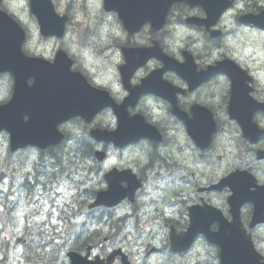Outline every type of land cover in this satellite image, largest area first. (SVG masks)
Masks as SVG:
<instances>
[{"label":"flooded vegetation","instance_id":"flooded-vegetation-1","mask_svg":"<svg viewBox=\"0 0 264 264\" xmlns=\"http://www.w3.org/2000/svg\"><path fill=\"white\" fill-rule=\"evenodd\" d=\"M176 5H173V7L169 10L168 15H167V19H166V24L164 26L167 27L170 23L169 20L171 18L172 15V10L175 8ZM262 9H259L255 6H248L245 7L243 10L241 11H246V13L243 14H247V13H257L258 11H260ZM243 14H239L236 16V18L234 20H229L230 26H233L235 29V32L237 36H239V48L233 47V49L236 52H245L248 55H253L252 57V63L254 65H257V61L258 59H264V48H261L255 41L254 39V35L250 32L253 31L255 32L256 30H254L253 28H255L252 25H244L241 24L238 21V17L240 15ZM253 27V28H252ZM246 31H243V29ZM257 29V28H255ZM249 31V32H247ZM259 31V30H258ZM162 31H158L154 38H151L150 42H145L144 40L140 39V35H126V39L127 41L124 43V46H149L154 40H160V43L165 46L168 44L167 40L170 39L171 37V31H166L164 33V35L161 37ZM140 33V32H139ZM150 33H153L152 31H150ZM257 33V32H256ZM161 37V38H160ZM236 43V41H235ZM205 45L204 41L200 42V45L198 44V47L196 48L195 52H194V59L197 62V66H201V64H204V67L207 68L209 66H213L215 65L217 62L224 60L226 57L224 54L220 55L219 58L217 60H214L213 63H209L210 61L213 60H207L204 57V55H202L200 48H202ZM264 45V43H263ZM65 50L68 51L70 54L73 52V48L70 47L71 44L67 43V46L63 45ZM117 46L111 33H107L105 35V40L104 43L101 46V53H105L109 56V60L112 61L111 64L114 62V58L116 56V50L114 49V47ZM123 45H121L119 47V49L122 47ZM168 47H171V44L167 45ZM225 47V43L224 41H219V42H214L212 43L211 46H207L206 50L209 51L210 53H212L211 48H214V52L213 53H222L223 49L221 47ZM82 49H85L82 47ZM225 52V49H224ZM73 56H75V54H73ZM96 66H100L95 64ZM103 66V65H101ZM118 67V66H117ZM157 67H159V63L152 60L150 61L145 68H143L142 70H144L142 73L138 74L135 77V80L133 81V83H138L139 80L144 77L145 75H147L150 71H152L153 69H157ZM200 68V67H199ZM205 68H200V69H205ZM141 70V71H142ZM140 71V72H141ZM247 73L249 74L248 70L246 69ZM220 75H212L205 83H202L197 89H195L194 91H192L191 93H186L185 96L183 97H179L178 101H179V105L181 106V108L185 109L187 111V113L189 114V109L190 107L194 104V103H201L202 105H205L206 108L209 109V111L213 114L214 119L217 123V129L219 131V135L218 137L221 138V142H222V149L220 152L217 153V159L219 162H221L224 158L226 159H233L234 156H236V158H240V164H246L248 167H252V171L255 174L256 178L261 181L264 182V161H259L256 158L257 153L261 152L264 153V114L259 113V114H253V122L255 123V125L263 130V135L256 140L253 144H249L247 143L248 140L244 139L241 135L240 129L238 127V125L234 122L231 121L227 115V91H229V80ZM111 77H113V74H110ZM164 78L169 80L171 83H175L176 85H182V81L180 79L177 78V76H175L174 74H169L168 72L164 73ZM252 79V75H249ZM109 77H105V79H108ZM254 83V81H253ZM254 86V85H253ZM115 92V90L111 91V95H113ZM221 93L222 97L220 100H216L215 98L217 97V94ZM125 96V94L123 95ZM253 96L257 99V100H262V96L263 94L255 87L254 88V92H253ZM160 100L156 99L152 96H144L142 98H140L137 101V104L135 106V108L132 110L130 109L129 112L130 113H138L140 115H142V117L144 119H146L150 124H152L161 134L163 135H169V134H173L175 132H179L180 130V126L181 124H178L175 122V120L173 119V116L171 114H151L150 110H151V106L159 104ZM100 114H110L109 119H112L113 116L111 115V113L103 111ZM102 116L98 117L97 120L95 121V123L99 126H106L109 127L110 124H105L103 122ZM112 126V125H111ZM171 130V132H170ZM227 135V136H226ZM227 137V139H226ZM227 142V144L225 145V143ZM166 150V149H165ZM184 151V150H182ZM207 152H205L206 154ZM159 156V155H156ZM70 158V157H69ZM193 156L190 157V160H193ZM169 160H166L165 158H162L161 156H159L158 159H156V162L158 163L159 169L164 168L163 164L165 165V167H170L171 169H175L176 171L180 172L181 168L178 166L177 163H169ZM171 161V159H170ZM187 167V165L185 166ZM182 167V168H185ZM170 169V170H171ZM144 170V168H143ZM49 175L50 173L48 171H39L37 173V179H36V186L44 188L46 185H48V180H49ZM186 185V184H185ZM185 198H187L188 201L192 202V197L190 196V194H186ZM172 201H170L168 203V205L170 207H172V209H170V212H172L174 210V208H177V210L174 212V214L179 216V220H177V218L174 221V224L179 228L182 229L184 228V217L182 216L183 214V208L184 206H182L183 204V198H181V200H177V197L174 196L171 198ZM186 200V199H185ZM187 201V202H188ZM36 215V214H33ZM32 215V217H33ZM90 224H92V229L94 227V225H97L98 222L97 221H90ZM96 230V229H93ZM93 234V233H92ZM91 234V236H92ZM79 240V238L76 240V242ZM42 239H36L33 243L36 246V249H40V245L42 244ZM94 241H91V248L93 247V250L98 251L94 245ZM63 245L60 242H57L54 245L47 246L49 248H47L46 250H41L40 251V255L43 258V263L44 264H49V263H57L59 264L61 261L65 263V259L61 258V256L59 255V250ZM80 249V248H79ZM92 256H96L95 254H92ZM30 260V259H29ZM28 258H25L23 256H19L15 261L14 264H28ZM133 264H135L134 262H132ZM115 264H119V259L118 261L115 262Z\"/></svg>","mask_w":264,"mask_h":264},{"label":"water","instance_id":"water-1","mask_svg":"<svg viewBox=\"0 0 264 264\" xmlns=\"http://www.w3.org/2000/svg\"><path fill=\"white\" fill-rule=\"evenodd\" d=\"M124 7L125 17H140L147 19L153 14L157 5H162L164 11L169 5L178 0H146L145 7L138 4V0H121ZM199 1H190L191 4H196ZM207 11L211 7H206L202 2L199 3ZM220 9V8H217ZM56 26V20L52 17H46L41 23V26ZM42 26V27H43ZM16 39L11 32L0 33V71H12L17 78L16 90L14 91L12 101L0 107V130L5 129L11 135V142L15 146H24L26 144L37 145L44 148L50 143H57L62 139V135L56 133L55 129L58 123L73 117L81 116L88 119L91 115V110L96 103L105 104L109 101L93 92L87 91L84 80L76 74H70L67 69L61 64V59L57 58L55 66L42 72L34 82L31 89H26L23 80L25 78L28 62L18 55L15 48ZM45 67H34L33 70L38 71ZM133 69V68H132ZM186 69H181L182 73ZM188 70V69H187ZM127 76L129 71L127 68L123 71ZM125 77V76H124ZM147 80L142 81V85L138 88L139 91L145 89ZM151 85V84H149ZM236 83L233 85L232 102H230V110L232 114H246L245 108L248 106V101L244 96H240ZM124 105L117 107V111H122ZM23 113L19 114L18 111ZM25 115L30 116V121L24 123L22 118ZM100 140L96 135H94ZM103 139L106 140L105 137ZM240 240L245 241L246 246L244 256H249L251 250L248 247V240L241 234H231L228 240L233 248V242ZM243 249L239 251L243 252ZM73 264H85L84 258L76 254L71 255ZM234 264H242L239 260H232ZM83 262V263H82Z\"/></svg>","mask_w":264,"mask_h":264},{"label":"rangeland","instance_id":"rangeland-1","mask_svg":"<svg viewBox=\"0 0 264 264\" xmlns=\"http://www.w3.org/2000/svg\"><path fill=\"white\" fill-rule=\"evenodd\" d=\"M176 16H178V14H176ZM42 51H44L48 56H50L53 52V48L48 46L45 49H43ZM10 94V81H9V77L6 76L3 79H1L0 77V101L5 100L8 98ZM222 97L221 93L217 94V97L215 98L216 100H220ZM78 129H75V131H77ZM171 132V130H170ZM183 139L186 141V138L182 135ZM5 141L4 137L0 139V145L3 144ZM175 141L173 140V143ZM183 150L185 151V148H183ZM182 152L181 154H178L177 151H175L174 149L172 150L171 148H167L166 150L163 151H159V152H153L148 154V162L146 163V165L144 166V171L148 172V173H154L159 169L158 163L156 162L157 157H155L156 155L161 156L162 158H165L166 160H169L168 162L171 163H177L179 164V160L181 158V156H184L186 152ZM176 154V155H175ZM145 153H142L140 156H138L139 160H143ZM158 156V157H159ZM193 156V160H195L196 158H198L197 154H191L190 157ZM189 157V160H190ZM171 159V161H170ZM31 160V158H30ZM188 157L187 155L182 157L180 160V165L181 167H185L186 165L190 166V164H188ZM123 162L124 163H128L129 161L127 160V157L123 158ZM163 166L165 167V165L163 164ZM236 166L235 164L231 167ZM162 169V168H161ZM190 167H186L183 168V170H181L180 172L176 171L175 169H171L169 175L172 176L167 182H166V188L168 192H172V191H177L178 188H176V186H185V183H177V181H182V180H190L189 176L191 173H193L196 170H201L199 169V167L195 166L193 167V170H190ZM228 169H226V166H224V171L226 172ZM222 172H220L221 175ZM179 175V176H178ZM178 176V177H176ZM179 178H181L179 180ZM87 186V185H86ZM176 210H173V213ZM77 215V211L74 212H70L67 214V216L64 218V221H68L71 217ZM153 213L148 211V213L146 215H144L143 217H145V221L147 222V224H149V227H146L143 231H137V230H118L115 227H111L108 226L106 229H103L102 231V236L103 237H107L109 236V242L107 243V247L110 249V247L114 246V245H119L121 247H123L124 251L125 249L127 251H129V253L133 256L137 253V256H133V259L136 261V263H140L142 264V261H145V264H189V255L185 256L184 258L181 259H177V260H172V257L167 253V252H162L161 254H156L155 256L151 257V258H142V256H144V251L142 250V247H144V245H148L151 244L152 246L156 247L157 249L160 247L161 243L164 242V240H166V236H164L162 234L163 230H160L159 227H156L155 221L153 219ZM34 220H37L38 216L37 215H33L32 217ZM177 220H179V216L176 217ZM84 219V217H82V220ZM82 222V221H81ZM140 222V226L144 227V223L142 222L141 218L139 220ZM84 223V222H82ZM76 226H78L76 224ZM70 229L67 231L69 232ZM35 232H37V230L35 229ZM51 233H46L45 237H50ZM260 236L264 237V231L260 232ZM13 235L11 234V231H9L8 229H5L2 231L1 236H0V243L2 246V251L4 250V245L3 242L6 240H9V242L12 241ZM56 241H59L57 238H59V235H56ZM136 245H137V252H136ZM125 246H128V248H126ZM205 251H208L207 249H205ZM17 253H19V251H17ZM126 255L129 254L125 253ZM11 255V250L9 249V251H7L5 254L2 253V257L6 256L9 257ZM203 260H205L207 263L211 264L213 262L212 258H203ZM171 261V262H170ZM191 262H193V260L191 259Z\"/></svg>","mask_w":264,"mask_h":264},{"label":"bare ground","instance_id":"bare-ground-1","mask_svg":"<svg viewBox=\"0 0 264 264\" xmlns=\"http://www.w3.org/2000/svg\"><path fill=\"white\" fill-rule=\"evenodd\" d=\"M155 157H157V159L159 158L158 156H155ZM87 226H88V229L83 233L84 238L90 237L91 234L93 233L92 224H90V222H88Z\"/></svg>","mask_w":264,"mask_h":264},{"label":"trees","instance_id":"trees-1","mask_svg":"<svg viewBox=\"0 0 264 264\" xmlns=\"http://www.w3.org/2000/svg\"><path fill=\"white\" fill-rule=\"evenodd\" d=\"M89 152L87 151V148H83V151L80 153V156L81 155H88Z\"/></svg>","mask_w":264,"mask_h":264}]
</instances>
